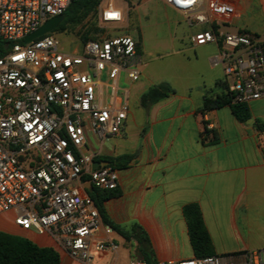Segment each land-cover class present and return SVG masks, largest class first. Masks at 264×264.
I'll return each mask as SVG.
<instances>
[{
    "label": "built area",
    "instance_id": "1",
    "mask_svg": "<svg viewBox=\"0 0 264 264\" xmlns=\"http://www.w3.org/2000/svg\"><path fill=\"white\" fill-rule=\"evenodd\" d=\"M71 1L0 0V213L11 212L16 225L49 234L88 263L95 253L116 251L117 243L84 183L116 189L118 172L109 164L92 167L96 153L88 148L87 132L99 140L121 132L129 104L118 79L140 77L141 55L137 38L113 35L105 26L124 18L111 0L96 7L95 38L69 50L50 32L23 41ZM164 1L188 24H207L189 41L217 44L212 62L232 77L230 83L223 79L231 102L264 97V37L221 29L239 15L232 0ZM103 74L106 95L99 87ZM128 264H264V249L151 261L132 256Z\"/></svg>",
    "mask_w": 264,
    "mask_h": 264
},
{
    "label": "crops",
    "instance_id": "2",
    "mask_svg": "<svg viewBox=\"0 0 264 264\" xmlns=\"http://www.w3.org/2000/svg\"><path fill=\"white\" fill-rule=\"evenodd\" d=\"M140 1L144 0L137 3ZM232 1L239 15L230 25L264 37V0ZM207 27L189 24V49L197 52L207 44L189 41L191 33ZM138 38L140 77L131 81L122 75L118 79L119 84L129 80L128 87H123L128 104L131 98L139 101L148 86L162 81L157 75L158 67L149 66L155 58L153 46L142 34ZM215 55L208 53L206 59L218 73L213 85L223 71L220 64L212 62ZM107 82H101L99 87H107ZM203 86H196L195 96L192 85L182 91L172 86V94L148 107H129L120 133L104 140L94 136L97 145L90 150L96 153L94 160L132 154L125 166L116 168L119 194L104 199L102 204L113 224L124 230L132 224L140 226L148 238L151 260L194 256L183 211L191 203L200 209L216 254L264 249V130L254 124L256 118L264 122V97L247 102L251 117L239 121L229 105L202 113L203 96L212 94L205 80ZM208 122L212 127L207 128L214 129L217 136L214 142L202 138ZM87 184L84 187L88 193L91 186ZM0 230L52 247L59 255L57 264H128L132 256L142 258L137 240L126 239L114 229L110 238L117 243L116 251L95 253L88 263L71 257L49 234L16 225L11 212L0 213ZM96 235L103 237L100 229Z\"/></svg>",
    "mask_w": 264,
    "mask_h": 264
},
{
    "label": "rangeland",
    "instance_id": "3",
    "mask_svg": "<svg viewBox=\"0 0 264 264\" xmlns=\"http://www.w3.org/2000/svg\"><path fill=\"white\" fill-rule=\"evenodd\" d=\"M109 0H101L106 3ZM113 5L122 9L124 13L123 21L118 23H107L105 26L111 34H129L139 40L142 34L148 45L153 46L155 58L149 62V66L158 67L157 75L159 79L169 82L178 91H182L187 85H192V93L196 94V86L202 85L205 80L211 86L208 93L220 90L218 86L212 83L218 73L216 69L209 66L206 61L207 54L218 53L219 48L215 42L207 43L201 46L197 52L188 48L186 39L189 24L182 14L163 3L162 0H144L137 3L138 0H111ZM90 27H99L97 13L89 15L83 24L70 27L62 32L51 31L62 44L64 49L69 50L74 45L79 44L82 39L80 33ZM224 31L235 32L236 29L230 24L221 26ZM98 32L95 34L97 35ZM221 79L226 78L230 83L232 77L225 75L223 71L219 73ZM101 81L106 82L107 77L101 75ZM211 81V82H210ZM129 80L121 81L120 87H128ZM207 89L208 86H206ZM109 88L104 87L106 93ZM139 105L137 98H131L129 107L136 108ZM87 141L89 150L96 148V138L87 132Z\"/></svg>",
    "mask_w": 264,
    "mask_h": 264
},
{
    "label": "trees",
    "instance_id": "4",
    "mask_svg": "<svg viewBox=\"0 0 264 264\" xmlns=\"http://www.w3.org/2000/svg\"><path fill=\"white\" fill-rule=\"evenodd\" d=\"M100 0H72L63 11V19L53 31L62 32L70 27L83 24L85 19L95 14L96 7ZM100 28L90 27L80 33L82 41L88 38H95ZM215 86L220 90L210 95L203 96L200 111L204 113L213 108H219L223 105H229L233 115L239 121H246L251 117V112L247 103H233L229 93L226 90V83L223 79L216 81ZM174 92V88L167 81H159L151 84L139 96V104L148 107L159 100L168 97ZM254 124L258 129L264 130V122L258 118L254 119ZM202 138L210 142L217 139L214 129L204 127ZM131 153H124L112 157H104L100 160H107L108 164L114 168H121L130 161ZM89 196L96 204L104 222L121 234L124 238L133 237L137 240L139 251L142 258L150 260V251L148 246V238L138 224H132L128 230H124L118 225L113 224L105 214L102 201L110 196L119 194L116 189H99L95 186L90 187ZM187 221L190 242L193 248L194 256H205L216 254L214 252L209 234L202 221L200 209L197 204H187L183 208ZM59 261L58 253L48 246H39L29 239L16 234L8 233L0 230V264H57Z\"/></svg>",
    "mask_w": 264,
    "mask_h": 264
},
{
    "label": "water",
    "instance_id": "5",
    "mask_svg": "<svg viewBox=\"0 0 264 264\" xmlns=\"http://www.w3.org/2000/svg\"><path fill=\"white\" fill-rule=\"evenodd\" d=\"M62 19H63V14H57V15H54L48 18L40 26H38L34 31L25 35L23 41L27 42L40 35L53 31L55 28H57V26L62 21ZM3 47L6 48L7 44H4ZM106 164H108L107 160H103V161L93 160L92 167L94 168L98 165H106ZM90 186H91L90 183L86 185V187H90Z\"/></svg>",
    "mask_w": 264,
    "mask_h": 264
}]
</instances>
